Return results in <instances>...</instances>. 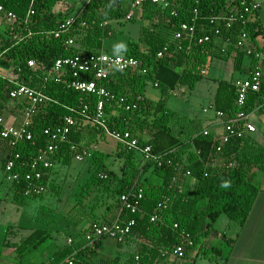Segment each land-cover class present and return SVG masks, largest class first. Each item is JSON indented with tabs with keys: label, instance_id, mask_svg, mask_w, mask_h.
I'll return each instance as SVG.
<instances>
[{
	"label": "trees",
	"instance_id": "obj_1",
	"mask_svg": "<svg viewBox=\"0 0 264 264\" xmlns=\"http://www.w3.org/2000/svg\"><path fill=\"white\" fill-rule=\"evenodd\" d=\"M59 1L0 0V5L17 16L15 20L3 18V31H0V114L5 118V115L23 107L20 103L11 108V112H7L12 104L9 95L12 88L8 81L10 77L38 87L51 98L31 117L28 129L33 134V140L21 141L12 148L0 137V147L4 151L20 153L18 162L24 166L18 171L29 170L32 157L47 149L49 138L44 130L60 126L67 117H72L75 124L68 138L58 144L54 153L48 154L54 162V167L48 170L45 177L48 188L52 186L57 189L54 179L57 163L70 165L76 153L90 150L92 155L86 158L90 159L93 166L92 176L87 183L90 189L97 187L111 192V195L118 197L119 208L122 194L132 190L143 193L141 208L137 214L128 211L122 213L124 218L134 217L137 220L130 235L137 230L141 235L156 240L163 250L173 252L184 241V233L190 234L194 246L199 245L201 237L207 236L214 229L222 215L244 225L258 194L264 190V186L259 187L255 182L259 172L264 176V148L251 135L233 138L221 153L216 149L219 139L213 135L201 134L187 140L182 139L171 128L170 122L175 114L166 109L164 100L147 98L145 90L149 82L157 84L163 90H174L179 86L194 89L197 82L205 76L203 71L206 72L214 57L227 59L233 51H236V68L241 70L243 58L247 55L237 47L235 38L244 30L255 42L261 33L258 15L256 21H239L231 31L224 30L223 36L217 37L213 35L211 20L237 10L240 0H181L175 8L164 9L152 3H145L140 7L143 11L142 18L149 23L142 25L138 40L128 42L125 55L140 60L142 66L148 68V72L142 74L131 70H115L104 79L107 89L117 97L106 103L105 117L111 130L129 131L138 138L141 146L151 145L153 153L159 157L157 160L145 161L136 151L116 141L117 155L124 160L121 175H116L105 164L109 154L94 149V145L108 137L94 122L98 95L83 94L71 87L74 79L71 69H66L58 77L45 79L40 68L32 69L28 66V60L34 59L39 65L49 67L60 58L81 53H100L103 51L104 39L116 36V24L124 25L128 21L136 22L137 19L133 15L128 17L130 14L123 4L124 0H89L72 29L55 35L53 31L69 14L55 11ZM30 8L35 10V15L27 20ZM195 17L198 33L210 34L212 40L190 48L189 43L183 41L182 49H179L178 43L172 41L171 37L181 23L191 22ZM156 19L157 22L154 21ZM20 35L24 37L21 41L18 39ZM227 35L232 37L229 42L226 40ZM70 39L74 40L73 44L67 43ZM167 44L170 45V53L158 58L159 51ZM258 48L264 52V47ZM255 65L256 59L250 66L251 72ZM93 77L91 73L83 75L86 79ZM121 97L126 99L124 103L119 102ZM236 98L237 87L234 80L219 81L215 107L234 115L237 111ZM258 101L264 105V77L261 89L249 93L247 110L252 111ZM127 105H131V108L127 109ZM85 106L88 107V117L83 114ZM5 124L6 122L0 125V131ZM185 157L187 162L184 161ZM5 162L6 158L2 160L3 167ZM181 168L184 173L190 172L199 182L194 197L187 196L174 186ZM149 170L162 178L163 183H151L149 177H146ZM103 174L107 177L103 178ZM50 176H54L51 182L48 180ZM114 180L117 184L112 188L110 182ZM225 183L227 187L223 186ZM25 186V180L12 186L13 202L19 206L25 205L28 200L39 198L25 196ZM155 214L160 216V220L152 221ZM89 229L90 227L82 232L83 236ZM49 234L47 230L38 229L20 244L7 242L6 245L14 247L21 256L38 249ZM74 244L73 241V244H69L61 252L59 261L69 255L73 264H84L85 260L81 256L83 252H95V248L80 249L81 246ZM150 250L151 255L138 260L139 264H151L157 258L155 250ZM203 252L207 257L211 253L221 254L219 248L203 249Z\"/></svg>",
	"mask_w": 264,
	"mask_h": 264
},
{
	"label": "built area",
	"instance_id": "obj_2",
	"mask_svg": "<svg viewBox=\"0 0 264 264\" xmlns=\"http://www.w3.org/2000/svg\"><path fill=\"white\" fill-rule=\"evenodd\" d=\"M145 3H152L162 8H175L181 3V0H134L132 3L133 8H139ZM260 10V3L258 0H240L239 8L232 11L229 15L221 14L211 20V26L213 27V35L222 37L224 30L231 31L235 23L243 21L248 22L257 12ZM197 10H195V13ZM35 15V10L30 8L28 11L27 20L31 16ZM16 14L7 11L6 8L0 5V19L8 18L10 20L16 19ZM130 17V15L128 16ZM250 17V18H249ZM78 17L66 18L59 27L53 31L55 35H60L62 32L72 29L77 22ZM198 26L196 24V17L191 22L181 23L178 30L173 35V41L177 42L179 49H182L181 43L186 41L189 43V48L195 44H204L212 40L210 34H199ZM264 40V33L262 34ZM19 41L23 40V36L18 37ZM229 42L232 40L231 36L226 37ZM68 44H73L74 40L67 41ZM235 43L238 48L245 51L247 57L252 61L256 59V65L251 72L250 76L246 79H239L234 81V85L237 87L236 107L237 111L234 115L227 114L225 111L218 110L213 106H210L208 110H214L215 117L224 128V133L220 137L218 145L216 147L217 152L221 153L224 146L230 142L233 138H242L248 134L256 132V126L251 122V115L256 110L262 109L264 113V105L257 104L252 111L247 110V99L250 92H258L261 89L262 79L264 74V52L258 48L252 37L246 31L236 36ZM170 53V45L167 44L158 53V58H162ZM28 66L32 69H41L45 74V79L49 77H58L63 74L66 69L73 71L74 79L71 82V87L83 94L95 93L98 95L97 112L94 118V122L103 129V132L111 139L122 143L128 149L136 151L143 160L152 161L157 160L159 155H155L152 151V146L147 144L141 146L138 138L134 137L129 131L121 132L118 130H111L105 117V106L108 101L117 99L116 95L110 92L105 84L104 79L115 70H131L133 72H140L146 74L148 68L142 66L140 60L135 57L127 55H115L108 52L91 53V54H78L73 57H65L57 59L51 66L39 65L34 59L28 60ZM21 72V69L18 70ZM85 73H91L94 75L92 79L83 78ZM206 72L203 71V74ZM12 86L10 90V99L12 104H22L23 117L19 126L7 125L0 131V137L6 141L10 147H15L21 141L33 140V134L29 131L31 125V117L47 102L51 101V98L46 95L38 87L31 86L23 81L10 77L8 79ZM157 85V84H156ZM126 99L121 97L119 102L124 103ZM11 104V105H12ZM127 109L131 108V105L126 106ZM88 107L85 106L83 114L87 115ZM5 123V118L0 114V125ZM75 124V120L72 117H67L64 124L56 126L54 128H46L44 134L49 138L47 149L32 157L29 163V170L26 172L18 171L24 164L18 161L21 158L20 153H9L5 158V166L3 168L4 177L7 182L12 186L25 180L26 186L24 194L27 197H40L44 195L48 187L46 185V174L49 169L54 167V162L49 157V153H54L58 144L65 141L71 132L72 126ZM201 134L205 136L212 135L209 129H204ZM92 155V151L84 150L75 154V158L79 161L86 160L87 157ZM106 178V175H102ZM54 176L49 177V182L52 181ZM143 200V193L137 191H130L120 196L121 208L119 216L112 222H94L88 232L85 234V247L95 248L96 242L103 238H112L118 242H123L131 234L137 220L134 217L124 218L122 213L128 211L131 214H137L140 211L141 203ZM160 220V216L155 214L152 217V221ZM178 225H175L177 227ZM184 241L177 245L172 252L177 258H185L189 249L194 247V241L190 234H183ZM69 244H73V239L68 240ZM76 251L73 253L75 254ZM140 259L136 256V260ZM65 262L73 264V261L66 259Z\"/></svg>",
	"mask_w": 264,
	"mask_h": 264
},
{
	"label": "crops",
	"instance_id": "obj_3",
	"mask_svg": "<svg viewBox=\"0 0 264 264\" xmlns=\"http://www.w3.org/2000/svg\"><path fill=\"white\" fill-rule=\"evenodd\" d=\"M88 2L89 0L81 8L78 9L75 17H78V15L83 11V9L88 4ZM132 3L133 0L123 1V4L125 8L129 11L130 16L131 15L135 16L137 22L140 21L142 25H147L149 21L142 18V14H143L142 9L140 7L133 8ZM260 8H261V4H260ZM61 10L63 12L68 11L63 7L55 11L59 12ZM257 15H258V20H260L261 23V28H260L261 33L257 37L255 44L257 43L256 44L257 46L264 47V40L262 38V34L264 33V22L261 18L260 10L250 19L251 22L256 21ZM1 20L3 19H0V22ZM154 21L157 22V19ZM1 27L2 26L0 25V29H2ZM163 29L165 33H167L165 27ZM140 34L137 36V38H134L133 40H138ZM173 38L174 37L172 36L171 37L172 41ZM103 51L107 52L105 50ZM246 57L247 56L243 58L241 71L247 72L248 75L246 78H248L251 74L250 66L252 64V59L248 57L247 61L245 62ZM246 78H233L231 80L235 81ZM220 81H224V80H220ZM218 85H219V81H218ZM218 85L216 88L213 101L210 104V106H213L214 108H216L215 98L218 91ZM154 86L158 87L156 85ZM146 97L149 98L148 96ZM259 103L260 102L258 101L256 105ZM13 107L15 106L11 105L10 108L7 110V112H11V108ZM205 109L203 111L204 116L202 118L194 117L189 120H182L180 117L178 118L177 115L173 112L175 116L171 120L170 124L174 133L178 134L182 139L187 140L189 139V137L201 135V132L204 129H209L212 132L213 136L220 139V137L224 133V128L216 119L214 110L211 109L205 111ZM11 113L10 115L12 116H18L16 115L17 113L23 115L22 109L19 108L12 114ZM254 117L257 120L256 123L253 121ZM10 118L11 120L13 119V117L11 116ZM250 119L252 124L256 126L257 130L256 132L248 135L254 137L257 143L262 148H264V113H261L260 109L256 110L255 112H253ZM21 120L22 118H20L19 123H17L16 126L20 125ZM147 136L149 135L147 134ZM98 144L94 145V149L100 150ZM8 152L9 151H4L3 148L0 147L1 166H2V160L10 153ZM117 152L116 154H118ZM104 153L110 154L109 152H104ZM119 160L121 161V166H122L124 164V160L122 158H120ZM184 161L187 162L186 157ZM89 162H90L88 163L90 165L89 168L92 170L93 166L91 164V161ZM216 162H220V161L216 160ZM111 170H113L116 173V175H121L120 169L119 172L115 171V169H111ZM146 177H149L151 183L154 184L163 183L162 178L155 175L150 170L146 172ZM257 178H260L259 179L260 181H258L259 183L256 181ZM256 180L255 182L259 187L264 186V176L261 172L258 173ZM4 181L7 182L5 180V177H4ZM198 183L199 182L195 176H193L190 172L184 173L183 169L181 168L177 175V179L175 180L174 186L178 188L181 192L186 194L187 196L194 197L197 192ZM116 184H117L116 180L110 182V186L112 188H114ZM93 188L99 191L97 195L98 196L97 200L96 201L92 200L88 202L86 205L84 204L80 205L79 208L73 211L74 213L68 214L69 216L68 226L69 228H71L70 231L71 234L67 237V241L64 245H61L59 248H56V250L54 251L51 257L46 256L47 251L45 249L46 247L44 246V244L51 236L49 234V237L38 249L25 252L24 253L25 258H21L17 260V262H12V264H25V262H27V264H50L51 262H54L52 264H61L65 262L66 259H70V256L68 255L67 257H64L61 261H59V258H61V252L65 251L64 249L69 245L68 240L70 238L73 239L75 246H79V247L81 246L80 249L81 248L84 249L85 239L82 232L87 230V228H89L96 221L108 222V223L114 221L120 214V208L117 203L118 197H114L113 195H111V192L109 193V191L103 190L102 188L101 189L97 187H93ZM94 189H90V190H94ZM7 194L12 198L13 201L12 185L8 190H6L3 187V185H0V215H2L3 213L2 205L4 204V202H6L5 197H7L6 196ZM220 218L218 219V221L220 220ZM218 221L215 224L214 229L207 236L201 237L200 244L191 248L188 251L186 257L182 259L177 258L175 255H173L172 252L163 250L162 247L158 246L156 240L141 235L137 230L134 231V233L129 237H127L126 240L123 242H118L117 240L112 238H103L99 240L97 245L95 246V252L93 253L83 252L81 256L85 260L84 264H139V261H136V256H139L140 259H145L147 255L149 256L151 255L150 249H154L155 250L154 255H156L157 258H155L151 264H196L198 262L199 264H264V190L260 191V193L258 194L252 212L250 213V216L248 217L244 225H240L229 218L228 220H222V222H220L219 224ZM9 227H12L13 231L12 230L9 231L8 230ZM15 230L16 233L14 232ZM21 231L22 229H19L16 226H12V225L8 226L5 230L3 245L4 244L6 245V243L8 242L6 241L4 243L8 233H10L9 235H12L11 237L14 238V240L11 241L12 243L20 244L21 242H23V240H25L28 236H30L35 230L26 233V235L21 234ZM9 248L13 250L11 253L16 252V249L14 247H8V249ZM212 248H219L221 250V254L218 255L216 253H211L209 257L205 256L203 249H212ZM90 249H94V248L90 247ZM39 250L41 251L39 252L41 254H36L37 251ZM7 257L8 256H6L5 253H1L0 264H5ZM148 260H151V257H148ZM133 261L135 263H133Z\"/></svg>",
	"mask_w": 264,
	"mask_h": 264
},
{
	"label": "rangeland",
	"instance_id": "obj_4",
	"mask_svg": "<svg viewBox=\"0 0 264 264\" xmlns=\"http://www.w3.org/2000/svg\"><path fill=\"white\" fill-rule=\"evenodd\" d=\"M87 1L88 0H60L55 6V10H59L63 7L69 11H67L69 14L66 18L75 17L78 9ZM258 1L261 4L260 14L264 22V0ZM0 25H4L3 20H1ZM141 27L142 23L140 21H128L124 25L116 24V36L104 39L102 49L111 54L125 55L128 41L137 38L140 34ZM0 31L2 32L3 30L0 29ZM121 45H123V47H121ZM235 56L236 51H233L227 59L214 57L210 62L209 68L206 70V75L197 82L194 89L188 86H179L174 90H163L162 88L155 87L149 82L146 86L145 95L156 101L164 99L167 110L174 112L177 117H180L182 120H189L194 117L202 118L204 116V109L209 108L213 101L218 81H230L233 78L247 77V72L236 68ZM247 59L248 57L245 58V62ZM12 105L16 106L15 104ZM16 115L18 116L10 115L13 117L12 120L8 114L5 115L6 124L17 125L22 115L20 113ZM253 121L255 123L257 122L255 117ZM98 145L101 151L110 153L105 164L109 168L119 172L122 166L119 160L120 157L116 154L118 149L117 142L106 137L101 139ZM89 161L88 159L79 161L77 158H74L70 165L57 163L55 166L56 174L54 178L57 189L50 186L42 197L35 200H28L23 206L15 204L12 198L8 196V194L6 195V202L2 205L3 213L0 215V254L5 253V255L8 256L5 264H12V262H17V260L25 258L24 254L21 256L18 254L16 255L18 251L11 253L13 250L11 248L8 249L9 246L3 245L5 230L10 225L22 229L21 234L25 235L32 230H48L51 236L44 244L47 251L46 256L48 257L52 256L56 248L66 243L67 237L71 234V228L68 226V214L74 213L73 211L79 208L80 205H86L92 200L96 201L98 197L99 191L94 188H92L94 190H90L87 184L93 172L89 168ZM259 179L260 178H257L256 181H260ZM0 185H3L6 190L11 186L9 182L4 181V172L1 162ZM222 220H228V217L223 215L218 221V224L222 222ZM8 230H12V227H9ZM14 232L16 233V230ZM9 234L10 233L7 234L4 243L14 240V238L11 237L12 235ZM39 252L41 251H37L36 254H41ZM52 263L54 262L50 264ZM25 264H27V262H25ZM196 264H199V262Z\"/></svg>",
	"mask_w": 264,
	"mask_h": 264
},
{
	"label": "clouds",
	"instance_id": "obj_5",
	"mask_svg": "<svg viewBox=\"0 0 264 264\" xmlns=\"http://www.w3.org/2000/svg\"><path fill=\"white\" fill-rule=\"evenodd\" d=\"M121 47H123V45H121ZM223 186L227 187V184L225 183Z\"/></svg>",
	"mask_w": 264,
	"mask_h": 264
}]
</instances>
